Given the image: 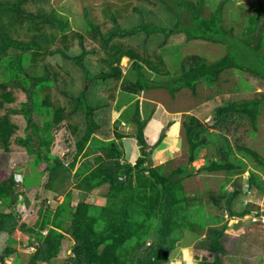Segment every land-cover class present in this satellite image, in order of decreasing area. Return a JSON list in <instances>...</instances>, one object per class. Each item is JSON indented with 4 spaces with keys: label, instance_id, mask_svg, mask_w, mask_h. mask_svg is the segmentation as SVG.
<instances>
[{
    "label": "trees",
    "instance_id": "obj_1",
    "mask_svg": "<svg viewBox=\"0 0 264 264\" xmlns=\"http://www.w3.org/2000/svg\"><path fill=\"white\" fill-rule=\"evenodd\" d=\"M30 1L39 3L36 12L27 9ZM229 1L221 0L206 16L205 0H137L125 16L111 14L102 26L85 12V32L74 33L69 42L65 34L69 21L47 8L49 0H0V150L25 151L34 166L44 164L39 172L47 175L42 184L46 192H56L71 178L80 196L74 206L72 191L55 210L40 205L31 225L17 210L28 189L26 178L20 183L14 173L0 175V233L9 238L17 230L30 235L33 251L26 264H51L67 234L73 240L72 252L58 264H168L177 244L187 245L189 236L199 238L204 230L194 264H223L227 223H222V216L204 213L196 198L186 193L184 179L192 175L188 166L200 150L209 147L213 156L202 167L206 172H244L247 165L236 152L264 168L261 154L243 143L232 144L227 137L231 127L236 130L243 121L256 129L264 94L224 101L215 108L211 124L186 115L182 124L187 164L170 170L152 163L166 134L163 131L148 144L145 129L150 118L141 116L139 101L122 112L116 126L111 121L113 110H119L112 92L117 87L128 97L157 88L175 95L182 89L194 91L198 84L213 86L232 69L264 80V7L256 1L254 13L237 36L223 24V8ZM177 36L184 44L212 43L228 51L215 61L187 56L171 76L163 50ZM123 57L131 61L134 79L122 73ZM144 66L165 78H150ZM122 121L136 127L140 155L133 163L125 159L122 143L131 135L117 129ZM61 127L67 134L62 141L68 149L64 156L51 149L54 129ZM247 183L249 188L264 189V180L252 170ZM105 185L104 205L88 201L93 190ZM241 193L240 185L231 191L222 185L209 197L228 217L243 218L253 208L234 209ZM208 254H213L211 260ZM13 256V264H19L17 249L5 245L0 264Z\"/></svg>",
    "mask_w": 264,
    "mask_h": 264
},
{
    "label": "rangeland",
    "instance_id": "obj_2",
    "mask_svg": "<svg viewBox=\"0 0 264 264\" xmlns=\"http://www.w3.org/2000/svg\"><path fill=\"white\" fill-rule=\"evenodd\" d=\"M221 0H205L204 14L209 15ZM257 0H230L225 4L223 10V24L226 28H232L234 34L240 36L247 25L248 17L254 13ZM137 0H49L47 8H54L60 15L69 21V28L66 30L69 42L74 40V33L85 32V12L88 18L96 24L105 25L111 14L118 17L125 16L131 5ZM264 7V0H258ZM39 3L30 1L27 9L36 12ZM23 37V35H22ZM90 41L93 39L89 38ZM228 49L223 45L191 42L184 44L182 37L173 38L168 46L163 50V62L170 71L171 76L179 72L180 61L190 55H199L209 61H215L224 56ZM10 53L12 51H9ZM122 73L129 79H134L135 73L131 67V61L123 57L120 61ZM143 72L150 78L164 79L154 74L147 67H143ZM246 72L240 70H228L222 73L221 78L213 86L198 84L194 91L182 89L175 95L170 94L166 89L157 88L142 91L133 97H128V93L120 87L112 90L114 104L119 106V110L114 109L112 112V127L116 126V120L120 119L122 112L127 107L139 101L140 112L143 118H150L146 129L145 137L149 145L154 144L160 134L164 131L166 137L152 154L153 165H165L168 170L178 166H184L188 160V144L185 139L183 120L186 115H195L203 123L211 124L213 122V113L215 108L223 104L224 101L233 99H247L258 97L264 94V80L252 79L246 76ZM161 79V80H162ZM1 80V79H0ZM109 93V92H108ZM14 100L15 95H13ZM16 101V100H15ZM115 122V123H114ZM243 125L231 127V132L227 137L231 143H243L264 157V105L257 121L256 129L250 126L249 122L243 121ZM119 131L131 135L124 138L122 143L125 149V159L134 162L140 155L137 141L134 137L136 127L124 121L118 124ZM65 133L64 127L54 129V142L52 144V153L64 156L67 147L63 144ZM236 151V150H235ZM212 148H203L200 150L198 157L189 165L193 169L191 176L184 179L185 191L188 195L195 197L197 205L200 204L206 215H217L223 217L226 221L227 228L222 240L225 254L222 255L223 264H236L241 261L243 264H264V215L257 216L256 211L264 212V189L259 191L257 188L248 187L247 179L250 170L254 171L264 180V168H259L254 161L239 152L236 155L243 159L247 168L242 173L227 174L224 171L206 172L202 167L211 159ZM33 157L25 151L0 150V175L7 176L14 173L17 181L25 183L28 186L25 195H21V202L17 205V210L22 214L21 220L33 225L40 205L43 209L47 207L56 209L58 204L62 203L67 191H72L73 198L71 205L74 206L80 199L78 190L71 178L67 183L58 186L57 191H45L42 184L45 182L47 175L39 171L44 164L34 166ZM27 176V177H26ZM35 179V180H34ZM33 182H36L32 184ZM224 185L229 191L240 185L242 193L234 203V209L240 210L244 205H251L253 211L243 218L228 217L222 213L210 201V193L219 192ZM21 188H19L20 190ZM107 191V186H102L90 193L88 201L95 205H104L106 198L102 193ZM221 223V224H222ZM206 235L205 230L199 238H191L187 245L180 246L177 244L168 264H188L189 260L194 261L195 252L198 247V240ZM30 235L21 231H16L12 238H8L7 244L18 251L19 264H26L33 248L29 247ZM33 239V238H32ZM2 242V241H1ZM3 243V242H2ZM73 240L67 234L62 241V251L51 264H58L72 251ZM3 244L0 243V252ZM204 251L201 249V255ZM189 260H187V258ZM209 260L213 254H208ZM7 264H12L13 260L8 258ZM43 264V263H41Z\"/></svg>",
    "mask_w": 264,
    "mask_h": 264
},
{
    "label": "crops",
    "instance_id": "obj_3",
    "mask_svg": "<svg viewBox=\"0 0 264 264\" xmlns=\"http://www.w3.org/2000/svg\"><path fill=\"white\" fill-rule=\"evenodd\" d=\"M8 235L7 234H5V233H0V243L1 244H3V247L1 248V251L3 250V248L5 247V245H7V240H8ZM3 243H2V242ZM12 260H13V262H14V256H13V258L12 257H10ZM19 259V258H18ZM13 264V263H12Z\"/></svg>",
    "mask_w": 264,
    "mask_h": 264
},
{
    "label": "clouds",
    "instance_id": "obj_4",
    "mask_svg": "<svg viewBox=\"0 0 264 264\" xmlns=\"http://www.w3.org/2000/svg\"><path fill=\"white\" fill-rule=\"evenodd\" d=\"M188 264H194V262L192 260H189Z\"/></svg>",
    "mask_w": 264,
    "mask_h": 264
}]
</instances>
